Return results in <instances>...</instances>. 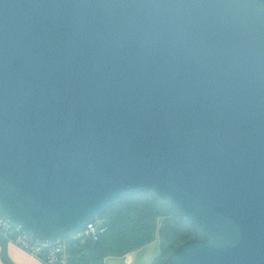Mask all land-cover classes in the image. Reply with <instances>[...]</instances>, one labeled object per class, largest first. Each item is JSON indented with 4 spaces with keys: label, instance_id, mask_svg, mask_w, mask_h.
Instances as JSON below:
<instances>
[{
    "label": "water",
    "instance_id": "1",
    "mask_svg": "<svg viewBox=\"0 0 264 264\" xmlns=\"http://www.w3.org/2000/svg\"><path fill=\"white\" fill-rule=\"evenodd\" d=\"M146 191L162 264H264V0H0V217L66 240Z\"/></svg>",
    "mask_w": 264,
    "mask_h": 264
},
{
    "label": "trees",
    "instance_id": "2",
    "mask_svg": "<svg viewBox=\"0 0 264 264\" xmlns=\"http://www.w3.org/2000/svg\"><path fill=\"white\" fill-rule=\"evenodd\" d=\"M106 229L96 239L71 236L65 240L66 264H104L159 237V251L149 264H162L166 256L193 232L185 218L146 191L124 196L99 215ZM2 242L7 240L0 235Z\"/></svg>",
    "mask_w": 264,
    "mask_h": 264
},
{
    "label": "built area",
    "instance_id": "3",
    "mask_svg": "<svg viewBox=\"0 0 264 264\" xmlns=\"http://www.w3.org/2000/svg\"><path fill=\"white\" fill-rule=\"evenodd\" d=\"M106 229L104 219L95 218L86 224L74 236L77 238L96 239L97 236ZM0 235L7 241H10L23 250L27 251L44 264H66L67 253L65 240L57 241L51 244H39L33 241L26 234L16 230L7 220L0 217Z\"/></svg>",
    "mask_w": 264,
    "mask_h": 264
},
{
    "label": "crops",
    "instance_id": "4",
    "mask_svg": "<svg viewBox=\"0 0 264 264\" xmlns=\"http://www.w3.org/2000/svg\"><path fill=\"white\" fill-rule=\"evenodd\" d=\"M1 238V237H0ZM137 251H130L122 256L107 257L104 264H133L138 260ZM118 261V262H117ZM0 264H44L39 259L23 250L16 244L7 241L2 242L0 239Z\"/></svg>",
    "mask_w": 264,
    "mask_h": 264
},
{
    "label": "rangeland",
    "instance_id": "5",
    "mask_svg": "<svg viewBox=\"0 0 264 264\" xmlns=\"http://www.w3.org/2000/svg\"><path fill=\"white\" fill-rule=\"evenodd\" d=\"M136 250H138L137 251L138 260H135L133 264H149L152 261L153 257L156 256L159 251L158 234L156 233L153 240H151L149 243L145 244L144 246L137 248ZM118 264H120V262H118Z\"/></svg>",
    "mask_w": 264,
    "mask_h": 264
}]
</instances>
